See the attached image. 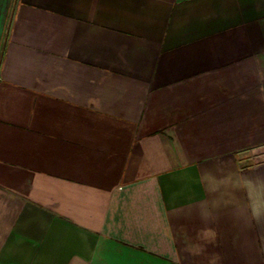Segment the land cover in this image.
<instances>
[{
    "label": "crops",
    "instance_id": "0c3cea01",
    "mask_svg": "<svg viewBox=\"0 0 264 264\" xmlns=\"http://www.w3.org/2000/svg\"><path fill=\"white\" fill-rule=\"evenodd\" d=\"M209 165L264 175V0H0V264H264Z\"/></svg>",
    "mask_w": 264,
    "mask_h": 264
},
{
    "label": "clouds",
    "instance_id": "9594fccd",
    "mask_svg": "<svg viewBox=\"0 0 264 264\" xmlns=\"http://www.w3.org/2000/svg\"><path fill=\"white\" fill-rule=\"evenodd\" d=\"M202 174L211 178L207 189L210 209L223 203L264 229V175L225 174L212 165L204 168ZM211 217L212 213L209 211L202 218L208 221ZM215 236L213 229L204 228L197 233L196 239L211 243ZM187 250L191 255L198 256L204 252V247L201 244H189ZM219 261L220 256L214 253L209 257L208 264H218Z\"/></svg>",
    "mask_w": 264,
    "mask_h": 264
}]
</instances>
